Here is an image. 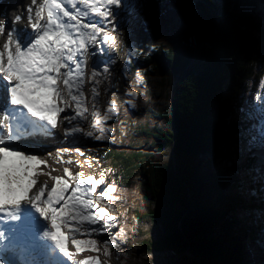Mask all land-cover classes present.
Masks as SVG:
<instances>
[{
    "label": "trees",
    "instance_id": "obj_1",
    "mask_svg": "<svg viewBox=\"0 0 264 264\" xmlns=\"http://www.w3.org/2000/svg\"><path fill=\"white\" fill-rule=\"evenodd\" d=\"M192 1L196 10L201 4ZM242 3L264 8V0H240L224 19L213 17L203 29L197 26L201 44L197 57L189 48H127L126 66L136 72L140 88L156 73L175 81L170 98L172 112L165 116L168 129L152 128L148 132L169 155L173 153L172 157L168 155L165 161H155L149 155L109 148L90 152L101 161V170L113 185L126 190L136 180L141 190L150 191L153 199L162 202L163 211L152 218L161 219L164 236L157 242L143 241L142 252L173 251L178 257L176 264H243L241 241L247 238V229L232 232V228L242 223L236 209L245 211L251 220L256 219L257 211H264L262 180L260 184H250L253 196L249 199L239 193H227L231 188L239 190L241 182L237 168L224 154L226 124L222 86L231 81L233 102L243 113L250 111L255 115L252 101L264 84V26L251 15L240 12ZM145 62L146 67L140 70ZM225 86L229 88V84ZM105 122L106 126H118V116L113 113ZM253 122L259 123L250 117L236 129L252 133ZM257 140L255 146H250L245 160L254 178L264 169V147L258 137ZM217 150L225 167L201 170L195 157L204 155L203 160L208 164V154ZM148 214L145 217L151 216ZM255 226L256 236L264 237V223L258 221ZM252 240L263 253L264 242Z\"/></svg>",
    "mask_w": 264,
    "mask_h": 264
},
{
    "label": "rangeland",
    "instance_id": "obj_2",
    "mask_svg": "<svg viewBox=\"0 0 264 264\" xmlns=\"http://www.w3.org/2000/svg\"><path fill=\"white\" fill-rule=\"evenodd\" d=\"M127 1L132 2V4L126 6L125 3ZM194 1L201 4L196 10L193 7L192 0H122L121 10L126 9V12L123 10L119 13L120 15L117 16L121 19L120 25L117 26L116 23L115 27L111 26L110 29L104 28L102 33L111 34L114 38V42L110 41L106 46H101L105 49V51L101 53L103 58L99 57L96 51L89 50L88 53H86L88 59V77H86V82L83 81V85L88 87L89 83H87V81H89V78H92L91 74L93 71L99 73L97 79L99 82L101 81L103 83L104 89L102 87L100 92L101 99H98V105L96 106L93 102L90 103L89 101H85L87 100L85 98L86 96L87 98L95 96L94 94L92 95L93 91L90 93L91 86H89L90 88H88V91H84V106L87 109L85 113H88V115H85L84 119L73 120L71 123L67 124L63 123L65 116L74 114L73 110L76 108V104L73 102L71 108L72 113L65 112V114H62L63 118L60 120L58 129L56 128L53 133L48 131L47 135L37 133L30 136L29 139L31 140L28 141L27 145L23 148L30 154H32V152L39 154V151H56L53 153L54 155H49L50 158L42 160L45 164L50 163L52 167L50 170L51 172L49 170L41 171L45 179L49 177V180L45 183L46 185L53 182L52 177L54 174L57 176L63 175L71 182L79 178L87 180L89 176H92L97 181H104L103 184L97 185L96 192L94 193L95 197L102 195L109 186H112L113 191L109 194L115 195L119 199L121 198L120 201H111L107 197L101 199V201L98 200L103 206L109 205L111 210L118 211L120 214V221H118L120 223L116 225L117 227L111 229L106 228L105 231L108 235H99L97 237L98 239H96L97 244L95 248L84 247L82 249H77L76 256L85 249L94 253L88 258L98 260L99 264H176L178 257L166 250L162 252L155 251L150 254L142 252L141 243L143 241L150 240L157 242L164 236L161 219L152 218V215L158 217L161 211H163L162 202L153 199L150 191L141 190L136 180L131 182V187L126 190H122V188L113 185L111 179L102 172L101 166L103 165H101V161L97 160L90 152L109 148L118 152H126L127 154L137 152L149 155L151 159L155 161H165L170 156L172 157L173 153L171 152V155H169L167 149L163 147V145L158 144L159 142H157L155 138H152L151 134L148 132L151 131L152 128L168 129L169 125L166 122L165 116L167 117L168 114L172 112L170 98L172 86L175 81L172 78H167L156 73L148 78L149 80L145 87L140 88L136 72L126 66L125 57L129 46H138L141 50L153 47H159L164 50H169L170 48L182 49L183 45H185L184 43L187 41L189 45L192 44L194 47L193 51L197 57L201 44L199 45V36L196 34V27L198 26L199 30L203 29L208 21L211 19L213 20V17L216 20L224 19L228 12L235 10V5L240 0ZM26 3L27 5H25V8L30 6L31 1L26 0ZM138 5H141L142 8H146L149 13L145 14L140 11ZM240 12L251 15L254 21H260L264 26V8L261 5L257 4L255 6L254 4V6H251L242 3L240 5ZM112 15L116 16L114 13ZM124 18H126L125 21L122 20ZM14 20V17L11 18L6 16V11L3 10L0 12V21L2 24L9 26ZM206 52L207 47H205L204 53ZM93 53L96 54L94 55ZM95 63H97V67L94 66ZM144 64V66H140V70L146 67L147 63L145 62ZM105 67L108 68V71L103 75L102 72H104ZM227 84H229V88L225 86ZM225 85L223 84L222 86L224 100H221L224 111L223 120L226 124V151L224 154L229 157L231 163L237 168L238 171H236V174L241 182L239 190L234 191V189L231 188L227 193H239L240 196L249 199L253 196V192L249 189L250 184L256 185V182L260 184L261 180L264 184V169L254 178V176H251L248 169L249 167H247L245 163L246 158H248L250 146H255L258 143L257 137L262 123L259 122L257 125L255 124L252 133L242 129L238 131L236 128L240 122L250 117L251 119L259 121L260 119L263 120L264 84L258 88L256 96L252 101L256 106L257 114L255 115L250 111L243 113L233 102L231 94L232 82L225 83ZM133 92L136 93L134 97L132 96L133 102L126 106L122 103V100H126V97ZM5 97L6 88L4 87V82L0 80V102H2L3 99L5 100ZM112 102L115 103L117 109L115 113L118 116V126H106V122L101 119V124L97 126V129H92L91 125L95 120L96 112L98 111L101 114V118H103V116L107 114L108 105ZM61 103H63V101H61ZM74 127L83 128L84 131L70 132L69 130ZM101 128L105 129L103 132L104 139L96 140L91 138V140H89L90 137L86 135L87 131H94L95 135L99 136L101 135ZM235 131L238 133H235ZM79 141H94L95 144L89 148L90 150L88 152H81V150L77 152L73 150V148L77 147V142ZM60 146L67 148L68 151L61 154L59 149ZM154 146L160 147V149H153L152 147ZM220 155L221 153L217 150L212 154H208L207 160L210 161L208 164L203 160L204 155L195 157V162L201 170H205L207 167H209V170L223 169L226 163L223 162L222 155ZM44 163L39 166L42 167ZM37 169L36 173L40 174V170ZM69 172L71 175H69ZM75 184H77V181ZM41 186H44V184ZM41 186H38V188ZM134 197H136V199H134ZM262 198L264 199V192ZM94 200L93 198L92 201ZM236 211L237 217L242 223L238 228H232V232H238V229L242 228L247 229V238L241 241L243 264H248V262L258 264L254 256L247 260L246 249L249 246L254 251V254L264 262V252L261 253L252 240V238H254L257 239V241L264 242V237L261 235L256 236L254 231L258 221L264 223V211H257L255 220L249 219L245 211H241L238 208ZM146 213H149L151 216L145 217ZM111 217L114 218L113 215ZM67 226L68 229L73 230L74 235L72 234V237L74 239L77 233L90 232L88 228L85 229V227L81 226L78 227H80L82 231H75L77 225H72L71 222L67 224ZM122 229H125L126 231H124L127 232V234H125L127 241L124 243L121 240L115 239L117 231ZM70 237L71 236L68 235L69 239ZM91 239H93V237H91ZM70 245L71 247H74L73 245L76 246L75 243ZM107 246H113L114 251L111 252L106 249ZM88 258L86 259L85 257V260L82 261L79 258L80 260L78 259V261L85 264ZM56 259L59 264H64L66 262L62 261L64 260L62 256L56 257Z\"/></svg>",
    "mask_w": 264,
    "mask_h": 264
},
{
    "label": "snow or ice",
    "instance_id": "obj_3",
    "mask_svg": "<svg viewBox=\"0 0 264 264\" xmlns=\"http://www.w3.org/2000/svg\"><path fill=\"white\" fill-rule=\"evenodd\" d=\"M77 4L82 5V8H78ZM121 4L122 0H42L39 4L37 0H32L35 11L33 14V7H26V18L29 21L26 29L30 28L35 38L27 46L18 42L15 24L24 17L17 16L7 32L4 51H0V80L4 82L8 104L11 106L0 116V213L4 214L0 216V220H18L20 205L27 201L46 220H50L52 230L44 235L50 237L60 252L69 259H72L73 253L68 251V237L61 230L62 225L77 222L83 227L85 224L95 225L105 218L108 221L114 219L103 208L94 211L92 194L96 192L97 185L104 181H97L89 176L86 182L78 181L71 194L66 196L69 183L61 177H53L55 186L50 189L46 198V186H41L35 194L30 195L37 183L33 178L36 168L44 161L35 154L11 145L37 133L47 135V126L55 129L57 116L71 109L73 102L76 104L74 114L67 115L64 119L71 123L73 120L85 118L87 109L84 106L83 91L84 57L88 48L95 47L97 53H102L105 49L100 44L114 42L111 35L102 33L105 26L113 24L108 19L113 14L111 6L120 7ZM83 18H87L89 22L84 23ZM6 27L0 24V35L5 34ZM78 56L81 59L77 60ZM62 69L66 71L62 72ZM107 71L108 68L105 67L104 72ZM98 75L97 71L91 74L94 84L99 83ZM60 80L63 81L64 88L59 87ZM92 91L95 96L99 95L96 87ZM130 95L134 97L136 93ZM59 101H63V104ZM116 111L114 102L109 104L103 118L97 111L92 129H97L101 119H111ZM69 131L84 130L77 127ZM100 131L99 136L94 131H87L86 135L102 140L105 129L101 128ZM258 138L261 147H264V121ZM67 151V148L60 149L61 154ZM85 183L90 187L85 186ZM112 191L113 187L109 186L99 198L104 199ZM62 201L63 205L57 208L56 205ZM106 228L107 224L90 231L101 232ZM76 231L79 232L80 227ZM73 242L78 249L95 248L97 244L95 239H74ZM16 247L18 239H9L0 231V264H14L12 253ZM85 264H99V261L90 260Z\"/></svg>",
    "mask_w": 264,
    "mask_h": 264
},
{
    "label": "bare ground",
    "instance_id": "obj_4",
    "mask_svg": "<svg viewBox=\"0 0 264 264\" xmlns=\"http://www.w3.org/2000/svg\"><path fill=\"white\" fill-rule=\"evenodd\" d=\"M31 1V3H30V6H31V4H32V0H30ZM132 4V2H126L125 3V5L127 6H129V5H131ZM25 5H27V3H26V0H0V12H2L3 10L4 11H6V16L7 17H14V18H16L17 16H22V17H24L23 19H21L19 22H17L16 24H15V27H16V29H17V34H18V42L19 43H21V42H23L27 37H30L31 36V34H32V30L30 29V28H28V29H26V27L29 25V21L27 20V15H28V13H27V11H26V8H25ZM80 6V4H77V7H79ZM139 6V5H138ZM139 9H140V11H142L143 13H145V14H148L149 12L147 11V9L146 8H142V6L140 5L139 6ZM125 12H126V9H123ZM123 10H121V5H120V7H116V6H111V11H112V13H114L116 16H113V15H111L108 19L109 20H112L113 21V24H108L107 26H105L104 28H109L110 29V27L112 26V27H114L113 25H115L116 23H117V26H119L120 25V23H121V19L119 18V17H117V16H119L120 14L119 13H121ZM119 11V12H118ZM84 19V21H85V23H88L89 21H88V19L87 18H83ZM119 19H120V21H119ZM123 21H125L126 20V18H124V19H122ZM0 24H2L1 23V21H0ZM7 27H6V30H5V34L4 35H0V51H4V49H3V45L7 42V32H8V30H10L11 28H12V26H13V23H11V25H6ZM108 29V30H109ZM105 34V33H104ZM108 34V33H107ZM109 35V34H108ZM111 35V34H110ZM110 43V41L108 42V44ZM100 47L101 46H106L105 44H100L99 45ZM108 47V46H107ZM90 51H96V48L95 47H90ZM90 53V52H89ZM98 55H99V57H101V58H103L102 57V54L101 53H98ZM80 58V57H79ZM84 59L87 61L88 59L86 58V57H84ZM111 62V61H110ZM106 64H107V62H106ZM111 64V63H110ZM109 64V65H110ZM73 66V65H72ZM95 67H97V63H95V65H94ZM88 68V66L86 67V69ZM103 73V75L104 74H106L105 72H102ZM101 73V74H102ZM88 74H86V76H85V78H84V81L86 80V77H88L87 76ZM89 81H87V83H89L88 84V87L86 86V85H83V91H88V88H90L89 86H91V88H90V93H91V91H92V89H93V87H96L97 89H98V92H99V95L98 96H91V97H88L87 98V96L85 97L87 100H85L86 102H90V103H92L93 102V104H95L96 106L98 105V99L100 98V96H101V89H102V87H103V83L100 81L98 84H94V82H93V80H92V78H89L88 79ZM86 82V81H85ZM87 88H86V87ZM112 87V86H111ZM110 87V88H111ZM103 89H104V87H103ZM94 93L92 92V95H93ZM95 95V94H94ZM109 98V97H108ZM101 99V98H100ZM127 99V98H126ZM109 101V100H108ZM59 103L62 105L63 103H61V101H59ZM107 103V102H106ZM131 106H133V105H131ZM11 106L8 104V94H7V91H6V97H5V100L3 99V101L2 102H0V116H2V114H3V112H4V110L5 109H9ZM66 112H69V113H72V110L71 109H69V110H67ZM62 114H65V112L64 113H60V115H59V117H57V129L59 128V125H60V120L63 118V115ZM85 115H88V113H85ZM259 121V120H258ZM262 121H264V118H263V120H261L260 119V121L259 122H261L262 123ZM63 123L64 124H67V123H69L67 120L65 121H63ZM73 125V124H72ZM261 125V124H260ZM56 128L55 129H53V128H51V126H47V129L48 130H51V132L53 133L55 130H56ZM74 128H77V127H74ZM29 137L30 136H28V137H26V138H23V139H21V140H19V141H16V142H14L11 146L13 147V148H16V149H20V150H24L25 151V149H23L24 148V146L25 145H27V142L28 141H30L31 139H29ZM62 148H64L63 146H60V148L59 149H62ZM58 149V148H57ZM36 150V149H35ZM56 151H54V150H51V151H49V152H38L39 154H36V153H33L32 152V154H35V155H37L41 160H44V159H46V158H50L49 157V155L51 156V155H54L53 153H55ZM154 153V152H153ZM49 160V159H48ZM38 168V169H37ZM36 169L37 170H40V174H37L36 172H35V175H34V177L33 178H36V177H39L38 179L40 180V181H42V182H40L39 183V185H43V184H45L48 180H49V177L48 178H44V176H42L43 175V172L41 173V171H43V170H51V165H50V163L48 164V163H44L43 164V166L41 167V166H38ZM77 171H78V169H77ZM76 171V172H77ZM51 172V171H50ZM55 175V174H54ZM53 175V177H61L63 180H66L68 183H69V185H70V187H69V193L67 194V195H70L71 194V192L74 190V188H75V182L76 181H83V182H86V180L85 179H83V178H79V179H77V180H72V182L71 181H69L68 179H66L63 175L62 176H57V175H55L54 176ZM49 176V175H48ZM53 177H52V180H53V182L50 184L49 183V185H51V186H53L54 185V183H55V180L53 179ZM48 185V186H49ZM85 186H88V187H90V185H87L86 183H85ZM131 196V195H130ZM100 197V195L99 196H96L95 197V195H94V193L92 194V199L94 198L95 200L93 201V204H94V211L95 210H98L99 208H103V209H105V211H106V213L108 214V215H110V216H114V219L112 220V221H108L107 219H104V220H101L99 223H97V224H95V225H88V224H85L83 227H85V229L86 228H88L89 230H91V229H100L101 227H102V225H105V224H107V228H114V227H117L116 225H119V218H120V214L118 213V211L116 210H111V208L109 207V205H106V206H103L98 200H100L101 201V199L99 198ZM107 198H109L111 201H120V199L118 198V197H116L115 195L113 196V195H111V194H109L108 196H106ZM134 199H136V197H134ZM132 201V200H131ZM113 209V208H112ZM122 215V214H121ZM119 220V221H118ZM125 223V222H124ZM71 224L72 225H77V227L78 226H80L77 222H71ZM64 227H68L67 225H64ZM123 227V226H122ZM116 229V228H115ZM126 229V228H125ZM125 229H122V230H118L117 231V235H116V238L115 239H118L120 236H122L123 234H127V232H125L126 230ZM70 231H71V237H70V239L67 241V248H68V251H70L71 253H73V257H72V259H69V261L68 262H66L65 264H83V263H81L80 261H78V259L80 258L81 259V261L82 260H85V257H86V259L88 258V257H90L91 255H93L92 253H91V251H88V250H85V249H83V251H81V252H79V255L78 256H76L77 254V245L75 246V245H73L74 247H71V245L70 244H72V243H74L73 242V240H74V238L72 237V234H73V230L72 229H69ZM125 230V231H124ZM76 231V230H75ZM80 231H82V230H80ZM79 231V232H80ZM104 231V232H103ZM103 231H101V232H94V231H90V232H88V233H86V232H84V233H75L76 235V238L75 239H80V240H89V238L91 239V237H93V239H98L97 237L99 236V235H108L107 234V232L105 231V230H103ZM74 235V234H73ZM95 236V237H94ZM101 239V238H100ZM114 239V240H115ZM106 249H108L109 251L110 250H113L114 248H113V246L112 247H109V248H106ZM247 260H249L252 256H254V258H255V260H256V262H258V264H264V262H262V260H260V258L259 257H257V255H255L254 254V251L251 249V247L249 246L247 249ZM47 251H45V253H46ZM48 252H49V254H50V256H52V257H54V256H59V254L61 255H64L62 252H60V250H59V248L57 247V251L55 250V249H52V248H48ZM57 252H58V255H57ZM64 257H66L65 255H64ZM253 258V257H252ZM79 259V260H80ZM28 260H29V258L28 259H26L25 261H23V263H19V264H26V262H28ZM90 260H92L91 258H88V260L87 261H90ZM37 264H45V263H48V264H58L55 260H52V259H48L47 258V255H46V258L42 261H35ZM32 262H30V264H31Z\"/></svg>",
    "mask_w": 264,
    "mask_h": 264
},
{
    "label": "water",
    "instance_id": "obj_5",
    "mask_svg": "<svg viewBox=\"0 0 264 264\" xmlns=\"http://www.w3.org/2000/svg\"><path fill=\"white\" fill-rule=\"evenodd\" d=\"M198 51H199V53H200V46H199V50H198ZM198 55H199V54H198ZM195 56H196V55H195Z\"/></svg>",
    "mask_w": 264,
    "mask_h": 264
}]
</instances>
